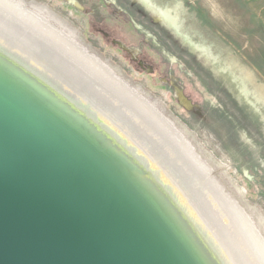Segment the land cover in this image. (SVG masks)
Here are the masks:
<instances>
[{
  "label": "rangeland",
  "instance_id": "rangeland-1",
  "mask_svg": "<svg viewBox=\"0 0 264 264\" xmlns=\"http://www.w3.org/2000/svg\"><path fill=\"white\" fill-rule=\"evenodd\" d=\"M21 1L155 103L264 238V0ZM33 53L0 39V54L36 76L46 62ZM156 156L141 148L149 172L130 157L185 213L199 182Z\"/></svg>",
  "mask_w": 264,
  "mask_h": 264
},
{
  "label": "water",
  "instance_id": "water-1",
  "mask_svg": "<svg viewBox=\"0 0 264 264\" xmlns=\"http://www.w3.org/2000/svg\"><path fill=\"white\" fill-rule=\"evenodd\" d=\"M65 111L0 73V264H202Z\"/></svg>",
  "mask_w": 264,
  "mask_h": 264
},
{
  "label": "bare ground",
  "instance_id": "bare-ground-1",
  "mask_svg": "<svg viewBox=\"0 0 264 264\" xmlns=\"http://www.w3.org/2000/svg\"><path fill=\"white\" fill-rule=\"evenodd\" d=\"M48 12L21 0H0V39L22 44L46 62L44 71L35 76L0 54V73L69 116L68 109L118 158L128 177L153 199L202 264H264V238L246 211L222 194L173 122L101 56L76 42L74 34L52 25ZM142 147L155 153L163 167L176 163L199 182L189 193L185 213L149 179L153 165L139 157Z\"/></svg>",
  "mask_w": 264,
  "mask_h": 264
}]
</instances>
